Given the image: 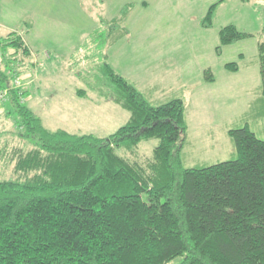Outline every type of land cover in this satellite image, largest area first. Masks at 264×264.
<instances>
[{"label": "trees", "instance_id": "trees-1", "mask_svg": "<svg viewBox=\"0 0 264 264\" xmlns=\"http://www.w3.org/2000/svg\"><path fill=\"white\" fill-rule=\"evenodd\" d=\"M222 1L199 24L209 27ZM250 35L225 24L215 48ZM8 46L29 55L14 32L0 39V104L29 144L13 148L14 175L0 178V264H264V139L247 125L231 128L234 158L184 166L182 99L153 103L109 63L103 71L126 122L104 136L48 129L25 104L27 90L8 84L16 74ZM257 60L264 98L263 41ZM203 75L213 80L210 69ZM151 137V156L136 158L137 143Z\"/></svg>", "mask_w": 264, "mask_h": 264}, {"label": "rangeland", "instance_id": "rangeland-1", "mask_svg": "<svg viewBox=\"0 0 264 264\" xmlns=\"http://www.w3.org/2000/svg\"><path fill=\"white\" fill-rule=\"evenodd\" d=\"M215 1L0 0V39L14 32L29 49L27 56L5 49L16 71L8 84L27 90L25 104L46 128L104 136L130 115L113 98L114 84L103 71L109 63L153 103L182 99L184 166L234 158L229 129L247 125L264 139L257 60V43L264 42V0H224L212 24L204 27L199 18ZM228 23L251 35L216 50L218 30ZM229 61L237 63V70L225 67ZM207 68L211 81L203 75ZM2 106L0 178H7L14 175L9 153L29 142L18 136ZM157 141L141 139L136 158H149Z\"/></svg>", "mask_w": 264, "mask_h": 264}, {"label": "crops", "instance_id": "crops-1", "mask_svg": "<svg viewBox=\"0 0 264 264\" xmlns=\"http://www.w3.org/2000/svg\"><path fill=\"white\" fill-rule=\"evenodd\" d=\"M199 20H200V18H199Z\"/></svg>", "mask_w": 264, "mask_h": 264}, {"label": "built area", "instance_id": "built-area-1", "mask_svg": "<svg viewBox=\"0 0 264 264\" xmlns=\"http://www.w3.org/2000/svg\"><path fill=\"white\" fill-rule=\"evenodd\" d=\"M2 95V94H1Z\"/></svg>", "mask_w": 264, "mask_h": 264}]
</instances>
